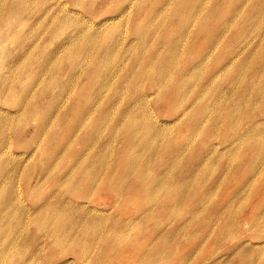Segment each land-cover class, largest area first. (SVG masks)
Returning a JSON list of instances; mask_svg holds the SVG:
<instances>
[{"label":"rangeland","instance_id":"374dc122","mask_svg":"<svg viewBox=\"0 0 264 264\" xmlns=\"http://www.w3.org/2000/svg\"><path fill=\"white\" fill-rule=\"evenodd\" d=\"M0 264H264V0H0Z\"/></svg>","mask_w":264,"mask_h":264},{"label":"bare ground","instance_id":"6f19581e","mask_svg":"<svg viewBox=\"0 0 264 264\" xmlns=\"http://www.w3.org/2000/svg\"><path fill=\"white\" fill-rule=\"evenodd\" d=\"M144 1H149V0H144ZM141 11H142V9H139V10H138V12H141ZM139 19H141V17H140ZM139 19H138V20H139ZM189 23H190V22H189ZM182 82H183V81H182ZM184 83H185V82H184ZM181 84H182V83H181ZM177 85L179 86V84H177ZM181 86H182V85H181ZM182 87H183V86H182ZM182 87H181V88H182ZM162 91H163V88H162ZM162 91H161V92H162ZM166 91H167V90H164V91L160 94V96H159L160 101H163V100L166 99V97H165V93H166ZM178 91H179V90H178ZM180 91H182V90H180ZM178 93H179V92H178ZM164 183H165V182H164ZM56 211H57V210H56ZM57 214H58V212H57ZM59 214H60V213H59ZM61 216H62V215H61ZM118 239H119V241H120L121 243H123V240H125V237L120 236ZM119 245H120V243H119ZM119 245H118V246H119Z\"/></svg>","mask_w":264,"mask_h":264}]
</instances>
